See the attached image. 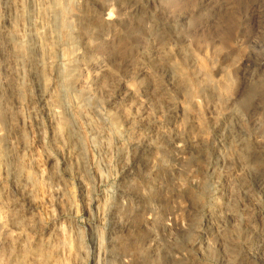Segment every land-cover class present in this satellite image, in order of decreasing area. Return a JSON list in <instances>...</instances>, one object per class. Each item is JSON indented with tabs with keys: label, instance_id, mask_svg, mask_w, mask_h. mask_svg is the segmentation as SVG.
Here are the masks:
<instances>
[{
	"label": "clouds",
	"instance_id": "1",
	"mask_svg": "<svg viewBox=\"0 0 264 264\" xmlns=\"http://www.w3.org/2000/svg\"><path fill=\"white\" fill-rule=\"evenodd\" d=\"M257 247L264 0H0V264Z\"/></svg>",
	"mask_w": 264,
	"mask_h": 264
},
{
	"label": "rangeland",
	"instance_id": "2",
	"mask_svg": "<svg viewBox=\"0 0 264 264\" xmlns=\"http://www.w3.org/2000/svg\"><path fill=\"white\" fill-rule=\"evenodd\" d=\"M144 99L146 98L143 97V93H141V97L139 98L135 93H131L130 91L125 93V100H127V103L131 106L133 114L142 116L143 119L147 120L148 114L143 112V109L140 106ZM84 214L87 215V213ZM249 260L251 261V264H264V247H257V249L249 255ZM89 264H94V261H90Z\"/></svg>",
	"mask_w": 264,
	"mask_h": 264
}]
</instances>
